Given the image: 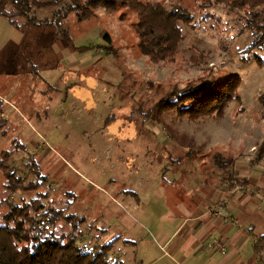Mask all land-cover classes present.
Listing matches in <instances>:
<instances>
[{
	"label": "rangeland",
	"instance_id": "rangeland-1",
	"mask_svg": "<svg viewBox=\"0 0 264 264\" xmlns=\"http://www.w3.org/2000/svg\"><path fill=\"white\" fill-rule=\"evenodd\" d=\"M165 3L169 7L182 3L195 10L199 23L185 29L186 39L175 60L156 64L140 53V35L133 25L137 16L132 11L102 9L98 15L83 21L75 14L67 19L75 42L92 45L94 49L92 47L88 55L96 52L94 58L101 57L77 69L63 66L46 70L39 78L23 74L31 70L28 63L58 61L50 52L53 32L31 27L22 40L21 32L0 17V96L10 98L11 88L17 87V97L11 101L22 107L26 115L36 112L35 107L52 105L45 117V126L37 125L39 118L35 116L32 117L34 122L24 124L22 133L18 134L14 124L18 122L15 120L18 113L10 102L3 100L0 152L15 149L16 134L28 140L24 143L28 151L23 147L17 149L8 162L10 168L26 176L28 182L37 180L33 164L39 154L54 159L61 166L56 177L49 175L50 188L41 184L34 191L24 192V197L30 199L34 193L45 192L49 197L45 203L52 200L87 215L78 234L82 245L97 248L100 241L112 239L121 232L122 238L113 257L123 248L127 259H142L147 255L150 260H145L146 264H173L166 257L155 261L162 254L156 245L162 246L163 233L171 230L169 218L180 216V203L187 200L186 194L180 193L182 181L191 176L198 179L202 170L206 173L216 151L225 148L237 161H245L251 169L252 182L260 180L264 185V150L256 149L264 140V107L259 104V95L264 93V67L255 61L252 51L244 50L254 39L251 31L243 29L244 12L230 11L220 4L201 5V1L196 0H165ZM38 31L44 56L35 60L31 41ZM105 31L109 32L112 43L99 36ZM208 72L218 81L234 73L242 78L240 103L232 102L224 117H203L192 122L174 113H165L142 124L141 120L127 116L134 122L129 134L124 133L130 137L128 139L113 129L114 123L122 122L124 114L131 110L132 101L148 109L161 96L159 85L197 80ZM62 73L65 76L60 85L58 79ZM43 81L54 84V88L44 93ZM79 82L76 89L73 85ZM34 83L39 86L32 85ZM20 92L24 94L21 96ZM25 95L27 97L23 98ZM9 115L14 119L11 123ZM43 131L46 133L42 134ZM260 150L258 159L256 155ZM190 152L192 154L188 155ZM179 156V161L172 162ZM215 175H219L218 169ZM7 185L0 170L1 197L8 193ZM205 190L210 188L206 186ZM22 196L21 191L17 192L13 200ZM214 212L229 217L220 207ZM262 223L264 225V221ZM257 226L258 231H264L261 224ZM215 240L227 247L222 237L208 243L210 249L218 251L211 264H264L262 243H258L256 259L251 242L241 252L240 260H235L233 251L223 255L227 251L224 253Z\"/></svg>",
	"mask_w": 264,
	"mask_h": 264
},
{
	"label": "trees",
	"instance_id": "trees-1",
	"mask_svg": "<svg viewBox=\"0 0 264 264\" xmlns=\"http://www.w3.org/2000/svg\"><path fill=\"white\" fill-rule=\"evenodd\" d=\"M196 1H201V5L220 4L230 11L244 12L243 29L251 31L254 38L244 50L252 51L255 61L264 67V0ZM102 9L108 12L129 9L137 16V21L133 25L140 35L138 49L156 64H166L175 60L181 52V43L186 39L185 29L194 28L199 24L195 10L182 3H174L169 7L165 0H0V17L15 29L23 33L31 27L41 31H52V43L64 44V47L79 55L90 51L92 47L78 45L75 42V36L67 25V19L75 14L79 21H83L98 15ZM99 35L112 43L109 32H100ZM198 55L201 58V54ZM54 67L56 65L50 61L44 64V69ZM33 72L35 78L40 77L39 68L35 66ZM187 81L185 83L175 81L166 86L159 85L161 96L148 109L132 101L129 107L131 110L126 112L128 118L139 119L142 124H147L165 113H174L189 121L197 122L203 117L222 118L232 102L240 103L242 78L239 73L218 81L212 72H208L197 80ZM39 84L32 85L39 86ZM43 84L44 93L54 88V84L48 85L45 81ZM118 87L120 89V85ZM16 93L13 99H16ZM22 94L24 93L20 92L21 96ZM5 97L0 96L2 122ZM6 102H10L18 113V118L15 119L18 122L14 123L17 125L18 134L22 133L24 124L30 125L34 122L32 117L35 116L39 118L36 124L45 126V117L52 106L35 107L36 112L26 115L22 112V107L14 101ZM259 104L264 107V93L259 95ZM12 120L14 119L10 116L9 122L11 123ZM127 120L134 123L132 119ZM4 121L6 124L7 120ZM43 132L42 134L46 133ZM18 134H16L15 149L0 152V170H3L8 184L5 187L8 193L3 197L0 196V264H128L123 253L113 257L115 247L122 238L121 232L112 239H103L98 243L97 248L82 245L78 242V234L82 232V225L86 223L87 215L78 214L69 206L62 207L52 200L45 203L44 200L49 198L45 192L36 195L34 193L30 199L24 197L26 195L24 192L34 191L41 184L50 188L49 175L56 177L61 166L56 164L54 159L39 154L33 164L37 169V180L28 182L26 176H21L8 164L11 153L16 152L17 149L23 147L24 151H28L24 146L28 140L25 141V137L20 138ZM259 147L264 150V140L256 149ZM224 150L225 148L216 151L210 160L215 169L219 170L220 184L224 185L229 181L228 187H231L237 179L247 183L249 180L241 177L240 171L235 168L236 156ZM262 150L258 151L256 158L261 155ZM190 154L192 152L188 153ZM56 156L60 158L59 155ZM180 158L181 156L173 159L172 162L179 161ZM20 191L23 196L17 201L15 197L13 200V195ZM70 206L72 207V203ZM59 224L62 225L60 228H58ZM256 239L253 245L255 256L259 250L258 243L264 244V231L257 234Z\"/></svg>",
	"mask_w": 264,
	"mask_h": 264
},
{
	"label": "crops",
	"instance_id": "crops-1",
	"mask_svg": "<svg viewBox=\"0 0 264 264\" xmlns=\"http://www.w3.org/2000/svg\"><path fill=\"white\" fill-rule=\"evenodd\" d=\"M21 34L23 40L25 33L21 32ZM39 35L40 32L38 31V35L35 34L31 41L35 60L44 56V46L39 44ZM63 45L59 42L50 45V52L58 59V61L53 62L56 67L44 69V64H39L37 61L34 62L35 64L28 63L31 70L30 68L27 69V72L25 71L23 76L34 75L35 66L39 68V75H43L46 70L63 68V66L66 69H77L101 57L99 55L95 59L96 52L88 55L91 49L85 53L87 57L84 58L82 56L85 54H76ZM60 47L63 50H60ZM91 47L93 46L91 45ZM64 76L65 73L59 76V84L61 83V77ZM78 84L80 82L74 83L73 86L77 89L79 87ZM69 88H71V85ZM17 90V87L11 88L13 94L10 95V98L5 97V99L9 101L13 99ZM25 97L27 96H23V98ZM124 115V120L114 123L116 127H113V129L120 133L121 137L126 136L124 133L129 134V128L132 124L130 123L131 121L127 120L128 113ZM109 119H112V117ZM121 124L123 126H120ZM235 168L240 171L241 177L249 180L247 183H244L241 179V181L234 183V186L231 187H228V182L221 185L218 175H215L217 168L215 169L212 164L206 167V173H202L204 171L202 170L198 174V179L194 180L191 176L190 179L182 181L183 185H181L180 193L181 195L185 193L187 200L180 203V209L178 210L180 216L169 218L172 222L171 230L168 233H163V237L161 238L162 246L156 245L162 254L155 261L166 257L173 264H211L213 263L215 254L218 252L208 247V243L214 238L222 237L226 240L227 252L223 255H227L228 251H233L237 257L235 260H240L239 256H241V252L246 249L249 243L252 242V246L254 245L257 241V234L263 232L258 231L257 224H261L264 228L262 223L264 221V185L259 182L260 180L252 182L251 169L245 161H236ZM206 186L210 190H205ZM194 196L196 200H193ZM217 207H220L223 214H227L229 217L225 218L224 215L215 213L214 211ZM181 233H183L182 237L176 240ZM174 241L175 246L173 247ZM163 248H165L164 251L162 250ZM169 249L170 251H168ZM119 253H123V257L128 264H146L145 260H150L147 255H144L142 259L137 257L127 259L123 248L119 249Z\"/></svg>",
	"mask_w": 264,
	"mask_h": 264
},
{
	"label": "built area",
	"instance_id": "built-area-1",
	"mask_svg": "<svg viewBox=\"0 0 264 264\" xmlns=\"http://www.w3.org/2000/svg\"><path fill=\"white\" fill-rule=\"evenodd\" d=\"M214 243H215V244H218V245H219V248H220L224 253L226 252V248H225V246H223V245L221 244V242H219L218 240H215Z\"/></svg>",
	"mask_w": 264,
	"mask_h": 264
}]
</instances>
